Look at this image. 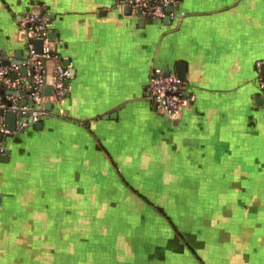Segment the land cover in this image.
<instances>
[{
  "label": "crops",
  "instance_id": "crops-1",
  "mask_svg": "<svg viewBox=\"0 0 264 264\" xmlns=\"http://www.w3.org/2000/svg\"><path fill=\"white\" fill-rule=\"evenodd\" d=\"M121 1L0 0L8 60L38 10L74 72L39 130L5 135L0 264H264V0H174L157 24ZM177 64L165 120L147 88Z\"/></svg>",
  "mask_w": 264,
  "mask_h": 264
},
{
  "label": "built area",
  "instance_id": "built-area-1",
  "mask_svg": "<svg viewBox=\"0 0 264 264\" xmlns=\"http://www.w3.org/2000/svg\"><path fill=\"white\" fill-rule=\"evenodd\" d=\"M174 0H122L120 4L130 5L132 13L137 18L153 19L160 21L165 17H171L172 12H167L166 8L173 6ZM20 25L27 32L26 49L30 60H33V74L27 75V83L19 76V66H1L0 65V86L7 92L26 90L28 105L25 107L18 106V100L14 95L5 94L0 96V110L4 114L11 112L17 117L20 115L30 116L34 120L46 115L44 104L50 100L55 105H59L68 93L67 81L69 77V70L65 67L61 60L52 52V43L45 38H41L42 33H49L51 24L46 14L32 15L30 13L24 14ZM29 26L26 28V26ZM42 40L41 55L34 54L33 41ZM48 59L53 63V86L52 95L45 97L43 95V88L45 87L44 80V66L41 59ZM264 66V60H259L255 63L256 74L258 75V90L264 94V83L261 79V71ZM16 73L17 77L12 75ZM180 81L176 77H160L152 79L149 82L147 91L152 98L158 110L161 109L160 102H164V109L169 117L176 119L184 102L181 99ZM8 103V104H7ZM60 113V112H59ZM19 129V128H18ZM17 129V130H18ZM9 132L0 123V134L6 135ZM2 149L0 146V155Z\"/></svg>",
  "mask_w": 264,
  "mask_h": 264
},
{
  "label": "water",
  "instance_id": "water-1",
  "mask_svg": "<svg viewBox=\"0 0 264 264\" xmlns=\"http://www.w3.org/2000/svg\"><path fill=\"white\" fill-rule=\"evenodd\" d=\"M123 10H126L128 15L132 14V7L130 5H123ZM174 10L173 6H170L168 8H166L167 12H172ZM30 14L32 15H38L39 11L38 10H33L30 12ZM49 19V24L52 23V20L54 19V17L52 16H48ZM21 20V17L19 18V22ZM163 21H169V17H165L164 19H162ZM144 21V19H140V23H142ZM154 24H157L158 21L153 20ZM19 24V23H18ZM29 26L27 25L26 28H28ZM26 36H27V32L24 31V29L20 28V31L18 32V37H19V41L22 43V47L23 50L25 52V56H26V61H20V59L22 58V52L19 51L17 52V54L15 55V59L17 61H10L8 60V58L6 56L3 55L4 50L2 49L0 51V55H1V59H0V65L1 66H10V65H17L19 66V76L21 78H23L25 80V82L27 83V75L30 74V76L33 74V60H30L29 56L27 55V49H26ZM41 38H45L48 42H56L57 40V35L55 32H49V33H42L41 34ZM41 50H42V40H37L35 39L33 41V51L34 54L36 55H41ZM42 65L44 66V80H45V87L43 88V95L45 97H50L52 95V86H53V78H52V71H53V63L52 61L48 60V59H41ZM69 61L66 60L63 62V65L65 67H68L69 65ZM185 73H186V68L184 64H177L176 66L171 67V69H167L165 70L162 74L156 76L155 79H158L160 77H169V76H173L176 77V79L178 81H180V86L182 87L183 83L185 82L186 78H185ZM73 70H69V77H73ZM13 78L17 77V74L14 73L12 75ZM261 78L262 81L264 83V66L262 67V71H261ZM4 94H9V95H26V91H5L3 89L2 86H0V96L4 95ZM258 99H263V97H259ZM26 103L25 100H23V102H20V107H25ZM160 112L165 116V120L168 119H174L172 116L169 117L166 113V110L164 109V102L161 101L160 102ZM44 110L47 113L46 115L38 118L37 120H34L32 117L30 116H24V115H20V116H16L15 114L11 113V112H7L4 115V123L6 125V129L7 131L11 134L10 136L13 137H17L19 134H22L23 132L26 131L27 127L33 126L36 130H39L42 127V120L47 119L48 117L52 116L51 115V104L50 103H45L44 104ZM3 116V112L2 110H0V123H2L1 118ZM175 120V119H174ZM19 123V125H22L26 122V127L20 128L19 130H17V124ZM6 138L5 135L0 134V146L5 148V142L4 139ZM9 155V151L5 150L3 152V154L0 155V162L2 161H6L7 156Z\"/></svg>",
  "mask_w": 264,
  "mask_h": 264
},
{
  "label": "rangeland",
  "instance_id": "rangeland-1",
  "mask_svg": "<svg viewBox=\"0 0 264 264\" xmlns=\"http://www.w3.org/2000/svg\"><path fill=\"white\" fill-rule=\"evenodd\" d=\"M158 210H159L160 212L163 213V210H162L161 208H158ZM164 216H165V218H166V219H165L166 222H168V223L170 224V221H171V220H169L168 217H167L166 215H164ZM172 226H173V224H172Z\"/></svg>",
  "mask_w": 264,
  "mask_h": 264
},
{
  "label": "trees",
  "instance_id": "trees-1",
  "mask_svg": "<svg viewBox=\"0 0 264 264\" xmlns=\"http://www.w3.org/2000/svg\"><path fill=\"white\" fill-rule=\"evenodd\" d=\"M8 104V103H7Z\"/></svg>",
  "mask_w": 264,
  "mask_h": 264
}]
</instances>
